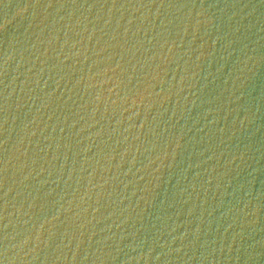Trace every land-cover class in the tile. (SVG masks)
<instances>
[{
    "label": "water",
    "instance_id": "obj_1",
    "mask_svg": "<svg viewBox=\"0 0 264 264\" xmlns=\"http://www.w3.org/2000/svg\"><path fill=\"white\" fill-rule=\"evenodd\" d=\"M0 264H264V0H0Z\"/></svg>",
    "mask_w": 264,
    "mask_h": 264
}]
</instances>
